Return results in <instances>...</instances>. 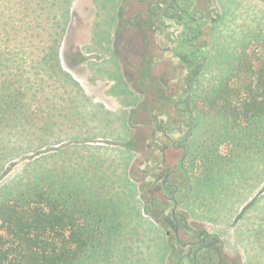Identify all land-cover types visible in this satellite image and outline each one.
I'll list each match as a JSON object with an SVG mask.
<instances>
[{"label": "rangeland", "instance_id": "obj_1", "mask_svg": "<svg viewBox=\"0 0 264 264\" xmlns=\"http://www.w3.org/2000/svg\"><path fill=\"white\" fill-rule=\"evenodd\" d=\"M9 2L0 0L4 14L0 25L9 22L12 29L9 35H0V48L9 51L6 59L19 74L7 77L14 81L21 76L26 87L19 114L9 112L0 123V191L31 181L43 169L59 173L71 184L80 178L88 181L93 176L103 177L124 193L121 198L141 199L136 207L138 214L123 218L124 228L113 239V247L92 264H164L165 259L178 264L179 244L167 220L174 203L167 205L165 199L172 191L159 193L158 189L167 168L174 166L176 156L183 158V151L172 145L167 152L168 167L163 166L161 150L168 141L159 134L152 138V131L156 128L155 116H159L172 128L182 130L173 133L172 140H183L187 131L192 138L194 129L189 130V123L184 121L186 112L174 108L177 100L186 96L189 76L182 68L165 62L164 53L155 44L151 43L150 50L144 48L154 31L162 36L160 46L173 43L165 37L169 30L164 24L170 20L161 16L165 0H151L149 4L144 0L123 1L116 34V51L121 53L122 62L116 56L102 63L90 62L92 70L106 78L120 74L119 64L140 97L133 108L108 107L99 98L100 89H94L96 82L91 80L83 57L76 54L91 32L92 44L83 46L84 50H111L107 42L115 28L119 0ZM199 6L208 26L196 68L202 61L204 66L191 103L184 106L188 109L202 107L196 97L198 85L207 84L226 70L237 51L234 38L243 27L264 25V0H199ZM133 13L137 20H133ZM96 15L98 22L93 23ZM151 15L155 23L148 25L145 19ZM131 22L140 27L137 33L131 29ZM171 24L175 30L176 24ZM144 25L151 29L150 34ZM127 40L140 44L130 46ZM18 45L21 48L13 52ZM187 145L185 142V149ZM182 169L186 173L170 179V184L181 187L177 198L183 202L178 216L223 235L233 264H264V157L244 158L238 168L213 179L188 160H183ZM143 220L146 225L147 221L157 222L155 229H140L145 225L140 227Z\"/></svg>", "mask_w": 264, "mask_h": 264}, {"label": "trees", "instance_id": "obj_2", "mask_svg": "<svg viewBox=\"0 0 264 264\" xmlns=\"http://www.w3.org/2000/svg\"><path fill=\"white\" fill-rule=\"evenodd\" d=\"M1 11L0 8V17L4 19ZM12 17L10 14L11 20ZM1 23L0 35H9V22ZM261 25L243 27L234 38L237 51L226 70L197 87L196 97L202 107L192 110L189 123L194 133L186 141L184 161L191 162L194 168L200 167L208 178L224 177L238 168L244 158L264 157ZM18 47L21 48L15 46L13 52ZM8 52L0 48L1 124L9 112L19 114L25 102V80L21 76L14 81L7 77L19 76L6 59ZM43 171L37 172L31 181L0 191V264L99 261L102 252L107 253L113 239L120 235V199L124 193L116 191L103 177L93 176L88 180L92 184L85 178L71 184L59 173Z\"/></svg>", "mask_w": 264, "mask_h": 264}, {"label": "flooded vegetation", "instance_id": "obj_3", "mask_svg": "<svg viewBox=\"0 0 264 264\" xmlns=\"http://www.w3.org/2000/svg\"><path fill=\"white\" fill-rule=\"evenodd\" d=\"M129 1L130 0H124L125 4H127ZM138 1L139 0H133L134 3ZM144 1L145 3L148 2V4L151 2V0ZM123 3L121 7L124 6ZM163 7L164 8L161 11V16L170 20L169 23L164 24L169 30L168 33L165 34V37L172 40L173 43L167 46H160L159 41L161 40L162 36L154 31L152 37H150V43L146 41L144 48L150 50L151 43L155 44V47L164 53L163 57L165 62L182 68V70L185 71L186 77L189 76L185 85V88L187 89L186 96L184 98H179L174 104V108L177 111L186 112L187 118L184 119V121L189 123L191 114H193V108L188 109L184 108V106L188 103H191L194 88L204 66V62L202 61L196 68L197 62L199 60V52L201 49L205 48L204 41L208 22L204 23V21H206V17L199 6V0H165V5ZM151 10L153 9L151 8ZM197 14L200 15L197 16ZM131 15L133 20H137V17L134 13ZM153 17L155 16L151 15L147 16L145 19L148 25L151 21L155 23ZM171 21L176 24L175 30L173 29ZM132 25L133 26L131 29H135L134 31L137 33L136 29L140 27L134 25L133 23ZM144 27L147 30V33L150 34L151 31L149 32V30L151 29L146 27V25H144ZM200 41H203L201 46L198 44ZM127 43H130V46L140 44L136 40L131 42L127 40ZM116 46L117 42H115V53L118 57V60L122 62L121 53L116 51ZM191 47L192 49L190 50ZM141 53L145 55L144 51ZM151 115H153V112H151ZM168 120H172L171 115H169ZM163 121V119L161 121L159 116H155L156 128L152 131V138H156L157 134H159L162 137L161 139L165 138V140L168 141L161 150L163 157L162 165L167 166V152L168 150L173 149L172 145H176L178 149L183 151V158L176 156L177 161H175L174 166H167L168 168L162 181V187L158 189L159 193H162L163 191L166 192V190L172 191L171 196H165V199H167V205H169L171 201L174 203L171 216H169L167 220L179 244V252L177 253L179 259L178 264H233L234 262L231 259L228 250L224 246V240L218 232L211 231L198 222L190 223L187 219H181L178 216L177 212L181 203L183 202L182 199L180 200L177 198V194L181 191V187L178 183L170 184V179L172 176H177V174L180 172L186 173V171L182 169V163L185 154L184 143L188 139V131L187 134L185 133L186 137L183 140L176 142L172 140L173 133L181 132L182 130L179 129V127L172 128V125H168L165 121ZM191 128L192 127L190 126L189 130H192ZM151 203L154 205L155 199H153ZM161 204H164V202H161ZM167 234L170 236L171 231L167 230ZM175 248L176 246H174L173 249Z\"/></svg>", "mask_w": 264, "mask_h": 264}, {"label": "crops", "instance_id": "obj_4", "mask_svg": "<svg viewBox=\"0 0 264 264\" xmlns=\"http://www.w3.org/2000/svg\"><path fill=\"white\" fill-rule=\"evenodd\" d=\"M23 1V0H21ZM124 0H119L118 4L115 7V18H116V24H115V28L111 31L110 36H108V46L109 43L111 44V50H108L106 53H102L101 51H98L97 49H88V50H84L82 47L83 46H89L92 44V36H93V32H91L89 35V38L86 39V41L84 42L83 46L81 48H79L76 51V54L81 55L84 60V62L86 63V69L89 73V76L91 78L92 81L96 82L97 87L100 89V94L102 97L101 98L102 101H105V104L110 108L112 106H118L119 108L121 106H128V107H135L136 104H134L135 102H139L140 101V97H138L139 95L137 94L138 92H136L134 90V88L130 85L129 81L126 79L123 70H121L122 68L119 67L118 64V68L121 71L119 75H117L115 73V75H113L112 77L107 76V78L103 75V74H97L96 69L92 70V68L90 67V62H98V63H102L103 61H107V60H111L112 58H114L116 56L115 53V42H116V34H117V29H118V25H119V10H120V4L123 2ZM122 5V4H121ZM97 15L94 17L93 19V23H97L98 21ZM89 56H92L89 58ZM95 56V57H93ZM98 56V57H96ZM117 57V56H116ZM115 85H118V88L116 89ZM93 89V86H91ZM133 98V99H132ZM140 199L137 200V198H122L120 199V205H122V217H121V221H123V218L127 217V216H134L135 213H137V205L140 203ZM131 205V206H130ZM129 220V217H128ZM131 220H134L131 219ZM148 224L146 225L145 221L143 220L142 225H140V227H143V224L145 223L143 228H140L142 230L144 229H148V231H150L151 229H155V226L157 224V222H151V221H147ZM122 227L124 225V223H121ZM139 227V226H138ZM124 228V227H123ZM217 232V231H216ZM120 236V235H119ZM223 238V235H220ZM245 256H243L244 258ZM244 260V259H243ZM164 264H169L168 261L165 259L164 260ZM243 264V263H241Z\"/></svg>", "mask_w": 264, "mask_h": 264}, {"label": "water", "instance_id": "obj_5", "mask_svg": "<svg viewBox=\"0 0 264 264\" xmlns=\"http://www.w3.org/2000/svg\"><path fill=\"white\" fill-rule=\"evenodd\" d=\"M165 151V150H164Z\"/></svg>", "mask_w": 264, "mask_h": 264}]
</instances>
